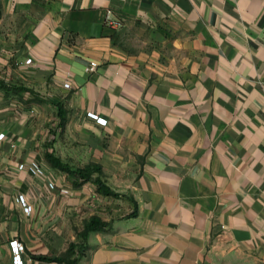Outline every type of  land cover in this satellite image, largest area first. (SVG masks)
Listing matches in <instances>:
<instances>
[{
	"label": "crops",
	"instance_id": "obj_1",
	"mask_svg": "<svg viewBox=\"0 0 264 264\" xmlns=\"http://www.w3.org/2000/svg\"><path fill=\"white\" fill-rule=\"evenodd\" d=\"M0 77V264H264V0H0Z\"/></svg>",
	"mask_w": 264,
	"mask_h": 264
},
{
	"label": "trees",
	"instance_id": "obj_2",
	"mask_svg": "<svg viewBox=\"0 0 264 264\" xmlns=\"http://www.w3.org/2000/svg\"><path fill=\"white\" fill-rule=\"evenodd\" d=\"M4 89L6 93L9 91L15 92V93H24L26 91H29L33 94H37L38 91L29 85H26L24 83H13L8 82L0 77V89ZM57 108H58V116L60 117V125H63L66 118H67V111L64 108L62 101L57 100L55 101ZM46 157L48 160L58 166L59 168L76 175L79 178L82 179H93L96 184L99 191L107 193V194H114L119 195L118 192L114 191L110 185L105 183L101 175H98L96 177L93 176L94 172L99 171L101 169V166L97 164H89L86 166H77L74 167L71 163L64 161L60 156L56 155L52 151H46ZM108 222L105 220H102L100 217H93L90 219L83 231L80 233V240L79 241H72L69 244V247L67 251L63 254H55V255H44L39 254L37 255L38 258L46 259V260H58L61 262H65L66 264H79V260L83 254L86 252L87 243L86 239L88 238V234L91 230L95 229H103L108 226Z\"/></svg>",
	"mask_w": 264,
	"mask_h": 264
},
{
	"label": "built area",
	"instance_id": "obj_3",
	"mask_svg": "<svg viewBox=\"0 0 264 264\" xmlns=\"http://www.w3.org/2000/svg\"><path fill=\"white\" fill-rule=\"evenodd\" d=\"M32 60L31 57L27 59L28 62ZM99 63L96 60H92L87 66L86 69L88 71L95 70L98 67ZM66 86H70V82L65 83ZM89 115L96 117L99 119V121L103 124L107 122V118L103 116H98V113H95L93 111L88 112ZM4 132L0 133V138L4 136ZM30 168L34 172H39L41 168V164L38 160L33 159L30 164ZM51 185H54L53 182H51ZM18 200L23 204L25 211L30 212L33 208L32 204L27 201V197L24 193H20L18 195ZM10 244L12 247L13 251V264H25V261L23 259V251L25 250L24 244L18 239V238H13L10 240Z\"/></svg>",
	"mask_w": 264,
	"mask_h": 264
},
{
	"label": "rangeland",
	"instance_id": "obj_4",
	"mask_svg": "<svg viewBox=\"0 0 264 264\" xmlns=\"http://www.w3.org/2000/svg\"><path fill=\"white\" fill-rule=\"evenodd\" d=\"M8 82H10V81H8ZM5 96L9 101L20 100L21 102H26V103L29 102L31 99H34V98L26 97L25 93H15L12 91H9L8 93H6ZM35 99H41L42 100L44 98L42 96H37ZM11 108L13 109V106H11ZM45 127L46 128H44L43 131L48 132V136H50V140L54 139L55 135H56V130H54L51 125H47Z\"/></svg>",
	"mask_w": 264,
	"mask_h": 264
}]
</instances>
